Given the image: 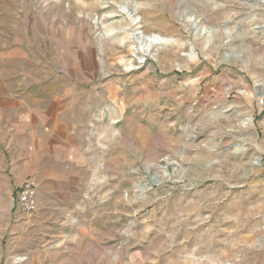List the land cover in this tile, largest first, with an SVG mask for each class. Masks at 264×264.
Returning a JSON list of instances; mask_svg holds the SVG:
<instances>
[{
    "label": "rangeland",
    "instance_id": "1",
    "mask_svg": "<svg viewBox=\"0 0 264 264\" xmlns=\"http://www.w3.org/2000/svg\"><path fill=\"white\" fill-rule=\"evenodd\" d=\"M0 264H264V0H0Z\"/></svg>",
    "mask_w": 264,
    "mask_h": 264
},
{
    "label": "built area",
    "instance_id": "2",
    "mask_svg": "<svg viewBox=\"0 0 264 264\" xmlns=\"http://www.w3.org/2000/svg\"><path fill=\"white\" fill-rule=\"evenodd\" d=\"M17 203L25 212H32L37 206V186L33 181L25 182L17 192Z\"/></svg>",
    "mask_w": 264,
    "mask_h": 264
},
{
    "label": "crops",
    "instance_id": "3",
    "mask_svg": "<svg viewBox=\"0 0 264 264\" xmlns=\"http://www.w3.org/2000/svg\"><path fill=\"white\" fill-rule=\"evenodd\" d=\"M39 116H43L41 113H40V115ZM260 117H262V116H260Z\"/></svg>",
    "mask_w": 264,
    "mask_h": 264
}]
</instances>
